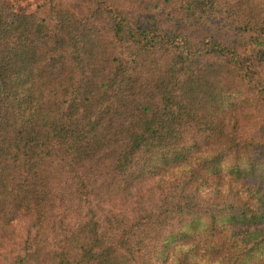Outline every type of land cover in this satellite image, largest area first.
I'll list each match as a JSON object with an SVG mask.
<instances>
[{"label":"trees","instance_id":"16d2710c","mask_svg":"<svg viewBox=\"0 0 264 264\" xmlns=\"http://www.w3.org/2000/svg\"><path fill=\"white\" fill-rule=\"evenodd\" d=\"M263 106L264 0H0V232L32 238L12 264L58 236V264H151L143 229L171 221L172 264H264V159L231 114ZM189 152L259 190L97 207Z\"/></svg>","mask_w":264,"mask_h":264},{"label":"rangeland","instance_id":"374dc122","mask_svg":"<svg viewBox=\"0 0 264 264\" xmlns=\"http://www.w3.org/2000/svg\"><path fill=\"white\" fill-rule=\"evenodd\" d=\"M19 10L31 12L40 0H9ZM233 120L236 121L239 130L243 131L244 137L252 139L259 143L253 150V154L264 159V106L262 109L255 108L253 111V119L243 117L241 110L231 111ZM205 145L199 147L198 155L206 153ZM197 155V156H198ZM232 154L227 152L224 157L225 161L231 162ZM192 153H187L184 160H171L166 164L150 168L143 174V182L139 186V191L132 192L123 202L120 198L111 199L109 206L105 203L98 204L97 207H102L105 210L108 208V214L116 210L125 212L123 215L131 214L132 208L139 204L146 208L158 202L164 196L173 198L179 194L187 195L193 193L198 196L206 197L212 193L218 194L224 192L230 186L231 189L238 195H243L244 190L249 192L258 191L257 182L251 178L244 176L239 180L231 178L227 174H223L220 169V161L208 163L202 168L194 159H191ZM171 183L170 185H164ZM262 195V194H261ZM260 195V197H261ZM185 232L184 227L178 222H170V225L165 228H159L152 224L143 229L148 236L147 252L151 260V264H172L171 257L175 243L179 240V232ZM190 242H196V233L190 231ZM26 234L24 232V224L18 225L13 223L6 227L5 231L0 232V264H12L14 258L22 255L23 242ZM32 240V238H27ZM45 246V248H43ZM41 249L34 251L39 264H58L56 255H48L47 250H52L59 254H63L67 248H72L73 245H68L67 241L61 242L60 237H51L48 243H39ZM65 247V248H64ZM38 249V248H37ZM31 249V251H33ZM37 252V253H36Z\"/></svg>","mask_w":264,"mask_h":264}]
</instances>
